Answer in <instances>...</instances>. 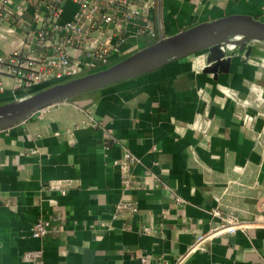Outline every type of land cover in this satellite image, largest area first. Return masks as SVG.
<instances>
[{
	"label": "crops",
	"instance_id": "crops-1",
	"mask_svg": "<svg viewBox=\"0 0 264 264\" xmlns=\"http://www.w3.org/2000/svg\"><path fill=\"white\" fill-rule=\"evenodd\" d=\"M155 1L154 36L127 39L111 65L201 24L264 23L262 0ZM221 52L215 74L201 51L1 130L0 264H174L219 223L214 210L248 226L183 264H264V43ZM40 90L5 92L0 105ZM127 153L140 165L125 187L114 161ZM40 218L51 222L42 240L31 236Z\"/></svg>",
	"mask_w": 264,
	"mask_h": 264
},
{
	"label": "built area",
	"instance_id": "built-area-1",
	"mask_svg": "<svg viewBox=\"0 0 264 264\" xmlns=\"http://www.w3.org/2000/svg\"><path fill=\"white\" fill-rule=\"evenodd\" d=\"M155 9V0H0V42L10 46L0 54V95L34 87L44 90L107 68L127 39L154 36ZM114 165L128 187L140 161L127 153ZM122 210L137 212L135 206L118 204L117 211ZM213 216L219 223L199 234L174 264L185 263L190 254L204 253L214 240L248 226L217 210ZM50 232L51 222L44 218L31 227L34 239L42 240ZM40 257V251L27 252L23 260ZM137 264L156 263L140 257Z\"/></svg>",
	"mask_w": 264,
	"mask_h": 264
},
{
	"label": "water",
	"instance_id": "water-1",
	"mask_svg": "<svg viewBox=\"0 0 264 264\" xmlns=\"http://www.w3.org/2000/svg\"><path fill=\"white\" fill-rule=\"evenodd\" d=\"M244 33L246 39H234ZM249 40L264 43V23L247 16H234L205 23L181 32L171 38L159 40L131 56L103 70L44 89L26 99L0 105V131L23 122L31 114L123 81L143 71L156 68L170 60L208 51V70L216 73L227 66L221 48L227 44L240 46Z\"/></svg>",
	"mask_w": 264,
	"mask_h": 264
},
{
	"label": "bare ground",
	"instance_id": "bare-ground-1",
	"mask_svg": "<svg viewBox=\"0 0 264 264\" xmlns=\"http://www.w3.org/2000/svg\"><path fill=\"white\" fill-rule=\"evenodd\" d=\"M246 39V35H244V33H242L241 35H238L237 38H235L234 40L236 42H242ZM235 45L233 44H227V45H224V47H222V49H225V50H229V49H232Z\"/></svg>",
	"mask_w": 264,
	"mask_h": 264
},
{
	"label": "rangeland",
	"instance_id": "rangeland-1",
	"mask_svg": "<svg viewBox=\"0 0 264 264\" xmlns=\"http://www.w3.org/2000/svg\"><path fill=\"white\" fill-rule=\"evenodd\" d=\"M40 91H42V90H40ZM36 93H38V92H35L34 94H36ZM34 94L31 93V94H29V95H25V96H21V97H19V98H15L12 102H14L15 100H19V99H26L27 97L32 96V95H34Z\"/></svg>",
	"mask_w": 264,
	"mask_h": 264
}]
</instances>
